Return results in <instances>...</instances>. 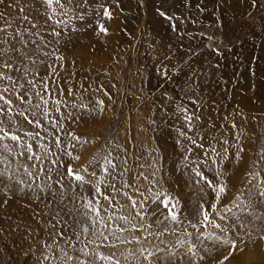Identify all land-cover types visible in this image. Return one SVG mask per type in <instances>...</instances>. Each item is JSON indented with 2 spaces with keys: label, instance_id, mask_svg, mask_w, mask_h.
Masks as SVG:
<instances>
[{
  "label": "rangeland",
  "instance_id": "rangeland-1",
  "mask_svg": "<svg viewBox=\"0 0 264 264\" xmlns=\"http://www.w3.org/2000/svg\"><path fill=\"white\" fill-rule=\"evenodd\" d=\"M88 2L92 8L104 3L112 11L113 19L103 21L109 28V35L96 36L92 29L75 33L74 36L79 38L62 49L66 59L58 70L68 81L64 87L77 93L76 103L91 108L93 102L102 99L108 111L100 122H89L87 126L80 125L75 129L85 138L102 137L79 152L81 160L78 164L87 166L89 159L107 143L106 150L110 149L114 157H119L114 162L123 164L126 160L127 164L123 166L130 168L132 173L155 171L156 178H162L165 189L180 200L177 211L182 210L191 218V212L203 198L200 185L191 180L192 169L203 170L205 166L199 161L206 158L202 156V149L183 141L177 130L185 127L183 116L195 112L201 120L194 121V125H204L205 147L211 136H215L219 143H212L218 152L223 153L224 148H228L230 159L227 161L213 154L218 160L214 167L217 171L227 169L229 190L223 197V204L244 219V213H240L232 202L246 204L248 189L253 184L261 185L264 190V160L261 159L264 156V0H257L261 7H253L252 0ZM158 8L174 17L175 31L159 16ZM0 11L14 19L18 14L15 7L0 6ZM88 12V23H92L94 13L91 9ZM40 71L44 73L43 68ZM165 71L171 79L165 78ZM101 84L113 100L110 101L103 91H95ZM81 85L89 90L83 91ZM68 99L72 101L73 97ZM181 106L187 109L186 113L179 110ZM81 111L86 114L87 109ZM117 115L119 124L115 122ZM210 123L215 127H209ZM233 123L237 126L235 129L231 127ZM237 135L239 143L236 142ZM178 140L182 143L178 144ZM224 140L229 143L224 144ZM240 146L244 148L240 154L242 159L236 160L234 155ZM185 148L191 151L185 152ZM185 155L188 161H185ZM185 164H188L187 168ZM205 175L210 176V173L206 171ZM23 179L29 178L25 175ZM63 183L64 189L59 185L54 187L65 191L67 196L69 182ZM136 184L144 196L134 195V198L140 201L147 197L146 210L156 208L159 201H153L147 189L151 187L155 192L159 186L143 179L137 180ZM90 194L91 189L86 185L81 193L85 197L83 201L73 202L66 198L60 203L61 198L57 195L50 202L34 204L31 208L24 206L25 200H9L6 206L0 207V264H73L64 259L65 253L75 256L76 249L84 245L73 237L70 246L62 233L65 221L72 223L73 217L79 216L76 209L87 202ZM116 199L118 203L110 212L134 215L140 210L131 209L130 202L123 196ZM46 203L48 207H45ZM33 208L43 210V215H33ZM160 211L166 213L167 209L160 204ZM188 231L193 230L189 228ZM175 243L176 237L165 233L143 246L149 250L153 246L171 249ZM139 247L124 245L117 249L101 248L100 251L106 255L115 252L121 264H148L138 253L136 258L124 259L129 251ZM247 259L255 264L258 255L250 252Z\"/></svg>",
  "mask_w": 264,
  "mask_h": 264
},
{
  "label": "snow or ice",
  "instance_id": "snow-or-ice-1",
  "mask_svg": "<svg viewBox=\"0 0 264 264\" xmlns=\"http://www.w3.org/2000/svg\"><path fill=\"white\" fill-rule=\"evenodd\" d=\"M0 6L15 7L18 13L14 19L0 11V207L6 206L9 200H25L24 206L31 208L34 204L50 202L57 195L61 198L60 203L66 198L73 202L83 201L85 197L81 193L88 185L90 197L76 209L79 216H74L72 223L65 221L62 233L70 246L73 237L84 245L76 249L75 256L65 253L64 259L73 264H121L115 252L106 255L100 249H117L124 245H140L129 251L125 260L136 258L138 253L148 264H251L247 259L250 252L258 255L255 264H264V190L261 185L253 184L248 189L246 204L232 202L240 213H244V219L223 204V197L229 190L227 169L216 170L214 166L218 160L213 154L227 161L230 159L228 148H224L223 153L218 152L212 141H219L210 133L211 139L205 147L204 125H194V121L201 120L195 112L184 115L185 127L177 130L183 141L202 149V156L206 158L199 161L205 166L203 170L192 169L191 180L200 185L203 198L191 212V218L182 210L177 211L180 200L165 189L162 178L157 179L155 171L132 173L130 168L123 166L127 164L126 160L123 164L114 162L119 157H114L110 149L106 150L107 143L89 159L87 166L78 164L81 160L79 152L102 137L85 138L75 129L80 125L87 126L89 122H100L108 106L102 99L93 102L91 108L76 103L77 93L64 87L68 81L61 77L58 69L63 67L66 59L62 49L79 38L74 36L75 33L92 29L96 36L109 35V28L103 21L112 20L113 15L106 4L92 8L88 0H24L23 3L21 0L12 3L0 0ZM252 6L262 5L252 0ZM88 9L94 13L92 23H88ZM157 12L175 31L174 17L160 8ZM163 75L171 79L166 71ZM81 89L89 90L84 85ZM95 91H103L110 101L114 99L102 84ZM68 97L73 100L69 101ZM81 109H87L86 114ZM179 110L187 112L183 106ZM115 122L120 123L118 115ZM209 127L215 125L210 123ZM231 127L237 126L233 123ZM189 132L193 134L189 135ZM236 142L239 143L238 135ZM223 143L229 142L224 140ZM189 151L190 148H185V152ZM243 151L240 146L234 158L242 159ZM184 159L188 161L189 158L185 155ZM261 159L264 160V156ZM14 163L15 168L12 167ZM206 171L210 176L205 175ZM126 174L128 179H125ZM25 175L29 178L27 181L23 179ZM140 179L159 186L155 192L151 187L147 189L152 200L159 201L150 211L145 208L147 197L140 201L134 198V195L144 196L136 184ZM65 180L70 189L67 196L65 191L54 187L59 185L64 189ZM117 196L125 197L131 209L140 210L134 215L110 212L118 203ZM160 204L167 209L166 213L160 211ZM48 206L46 203L45 207ZM71 213L69 209L68 214ZM33 215L42 216L43 210L33 208ZM250 224L253 227L250 228ZM189 228L193 231H188ZM165 233L176 237L171 249L153 246L149 250L143 246Z\"/></svg>",
  "mask_w": 264,
  "mask_h": 264
}]
</instances>
